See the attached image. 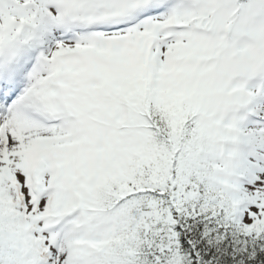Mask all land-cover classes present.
<instances>
[{
	"label": "snow or ice",
	"instance_id": "1",
	"mask_svg": "<svg viewBox=\"0 0 264 264\" xmlns=\"http://www.w3.org/2000/svg\"><path fill=\"white\" fill-rule=\"evenodd\" d=\"M0 264H264V0H0Z\"/></svg>",
	"mask_w": 264,
	"mask_h": 264
}]
</instances>
